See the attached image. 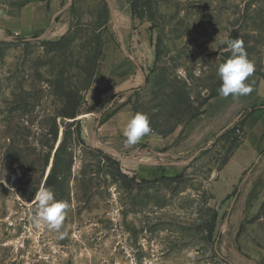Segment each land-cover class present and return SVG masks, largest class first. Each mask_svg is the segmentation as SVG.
Masks as SVG:
<instances>
[{
	"label": "rangeland",
	"instance_id": "obj_1",
	"mask_svg": "<svg viewBox=\"0 0 264 264\" xmlns=\"http://www.w3.org/2000/svg\"><path fill=\"white\" fill-rule=\"evenodd\" d=\"M69 9L66 34L0 39V264H264V100L222 97L218 75L231 56L220 41L240 38L255 65L246 83L264 79V0ZM116 27L135 33L123 40ZM211 97L218 131L164 173L159 153L143 148L135 163L123 134L111 147L99 137L103 122L115 131L142 112L148 134L178 146ZM244 118L245 134L222 137ZM41 188L67 204L57 226L39 216Z\"/></svg>",
	"mask_w": 264,
	"mask_h": 264
},
{
	"label": "crops",
	"instance_id": "obj_2",
	"mask_svg": "<svg viewBox=\"0 0 264 264\" xmlns=\"http://www.w3.org/2000/svg\"><path fill=\"white\" fill-rule=\"evenodd\" d=\"M70 26L71 21L69 0H31V2L27 3L23 7L10 8L7 6L0 8V39H6L8 36H10L11 31L16 35L23 34L30 36L40 35L47 30L51 34H66L69 31ZM115 32L119 36L121 35L122 39L124 40L126 36L129 37L131 34L134 35L135 28L116 27ZM248 85L251 86V89L257 98L264 100V79L251 78ZM218 99L220 98L210 100L204 113L191 121L187 128L186 134L178 146L172 147L176 139L175 135L167 136L166 138H159L150 134L145 135L141 141L137 143L138 145H134L135 147H130L131 154L133 152H137V154H135V156H137L135 158L136 161L133 162L139 163V160L142 157L141 152H144V149L146 148L149 155H152V153H159V155L152 156V159L156 161V166H161L159 169L162 167L164 168L162 173H164L165 169L168 167L175 165L176 163L170 160L171 156H179L180 154H184L187 146H189L188 143H192L194 147L202 142V140L207 136L218 131L217 126L215 129H211V127H209L210 124L215 122V119L207 120L208 115H206L209 107ZM225 106L227 105L222 106L223 110L225 109ZM258 113L260 114V112H254L251 114V116L254 117L258 115ZM103 123V128L100 130L99 137L104 138L106 146H115L117 139L116 136L123 134L124 128H119L115 131H112L110 127H108V121ZM195 125L203 126L201 128H204L203 132H201L199 135L193 134L195 128H197V126L194 127ZM101 131L104 134H102ZM263 132L264 127L259 131L258 135L261 133L263 134Z\"/></svg>",
	"mask_w": 264,
	"mask_h": 264
},
{
	"label": "clouds",
	"instance_id": "obj_3",
	"mask_svg": "<svg viewBox=\"0 0 264 264\" xmlns=\"http://www.w3.org/2000/svg\"><path fill=\"white\" fill-rule=\"evenodd\" d=\"M220 43L226 45L223 51H230L231 56L223 63H220L218 67V75L222 81L219 94L222 97L248 95L252 89L246 83V80L255 71V65L248 58L243 40L240 38H228L221 40ZM177 72L179 75H183V69H178ZM150 132L149 116L146 113L137 112L123 129V135L126 138L125 143L126 145H135ZM36 199L39 203L40 218L53 226L59 225L63 219L67 204L63 201L55 200L54 192L51 188H41L36 194Z\"/></svg>",
	"mask_w": 264,
	"mask_h": 264
},
{
	"label": "trees",
	"instance_id": "obj_4",
	"mask_svg": "<svg viewBox=\"0 0 264 264\" xmlns=\"http://www.w3.org/2000/svg\"><path fill=\"white\" fill-rule=\"evenodd\" d=\"M219 95V94H218ZM216 95V96H218ZM216 96H213V97H216ZM213 97L209 98V99H212ZM255 111H253L251 114H253ZM197 116H193L192 117V120L195 119ZM246 119L247 118H244L242 121H240L238 124L234 125L232 128H229L228 130H226V132L222 135V137H226L228 136L229 134L231 133H234L236 130H239L241 133L245 134L244 132V124L246 122ZM243 139V137H242Z\"/></svg>",
	"mask_w": 264,
	"mask_h": 264
}]
</instances>
